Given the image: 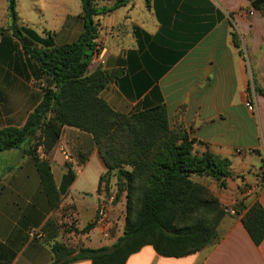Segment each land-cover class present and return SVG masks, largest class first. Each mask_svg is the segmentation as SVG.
Here are the masks:
<instances>
[{
  "label": "crops",
  "instance_id": "crops-1",
  "mask_svg": "<svg viewBox=\"0 0 264 264\" xmlns=\"http://www.w3.org/2000/svg\"><path fill=\"white\" fill-rule=\"evenodd\" d=\"M15 1L17 11L21 0ZM119 1L94 0L106 10L96 40L104 63L87 72L118 73L100 98L125 115L164 105L170 128L196 142L194 154L228 160L231 172L223 187L209 177H192L225 208L216 243L182 258L160 257L145 246L126 264H264V241L254 245L242 224L245 211L234 210L238 202L246 208L258 202L264 209V17L247 0H123L116 6ZM22 2L34 12L17 13L20 27L54 46L77 40L81 30L70 26L81 25V10L45 27L43 8L57 0ZM7 6L0 0V129L23 127L48 86L38 64L6 31ZM26 149L0 153V264H51L55 243L110 248L123 234L125 195L116 199L114 177L109 192L100 184L107 170L92 136L64 127L49 154L37 150L49 162L60 196L56 209L49 208ZM256 184V192L243 194ZM102 204L106 217L98 222Z\"/></svg>",
  "mask_w": 264,
  "mask_h": 264
},
{
  "label": "trees",
  "instance_id": "trees-1",
  "mask_svg": "<svg viewBox=\"0 0 264 264\" xmlns=\"http://www.w3.org/2000/svg\"><path fill=\"white\" fill-rule=\"evenodd\" d=\"M80 1L81 31L77 40L54 46L50 39L20 27L16 1L7 0L10 23L6 31L38 64L48 86L23 127L0 129V153L27 145L24 154L34 163L49 208L56 209L60 196L49 162L37 150L41 147L44 155L49 154L64 127L78 129L92 136L106 167L100 184L109 192L114 177L116 199L125 195L123 234L110 248L69 249L55 243L51 264H126L145 246L164 258L200 252L218 240L217 228L225 208L192 177H209L223 187L224 180L231 176L230 163L209 153L196 156V142L184 130L170 128L164 105L125 115L100 98L105 87L118 77L117 72L101 69L87 72L99 37L98 20L106 10L96 8L94 0ZM247 1L264 17V0ZM121 3L123 0L116 6ZM234 210L238 214L245 211L242 224L254 245H261L262 206L254 202L246 208L238 202ZM94 227L95 223L89 224L81 233L87 234Z\"/></svg>",
  "mask_w": 264,
  "mask_h": 264
},
{
  "label": "rangeland",
  "instance_id": "rangeland-1",
  "mask_svg": "<svg viewBox=\"0 0 264 264\" xmlns=\"http://www.w3.org/2000/svg\"><path fill=\"white\" fill-rule=\"evenodd\" d=\"M21 0V7L17 10V13L20 15V13L28 14L29 12H34L32 8H29L25 2H22ZM80 0H57V3L53 5L52 8H43V13L45 15V18L43 24L45 27H56L59 26L57 23L60 21L63 15L66 13L70 14H76L81 10L80 8ZM32 21V20H30ZM72 31H80L81 25L78 23H75L72 21V25L70 26Z\"/></svg>",
  "mask_w": 264,
  "mask_h": 264
},
{
  "label": "built area",
  "instance_id": "built-area-1",
  "mask_svg": "<svg viewBox=\"0 0 264 264\" xmlns=\"http://www.w3.org/2000/svg\"><path fill=\"white\" fill-rule=\"evenodd\" d=\"M104 63V58L102 56V47H101V44L100 42L96 41V46H95V50L92 54V57H91V60H90V64L88 66V68H95L96 65H100V64H103ZM246 107L251 109V104L249 101L246 102ZM64 152V151H63ZM240 152H238L239 154ZM246 154H251L253 153V150H246L245 152ZM64 157L66 158V160L68 159V156L67 154L64 152ZM259 189V185H255V186H252L251 188H245L243 190V194L245 195H249L250 193L252 192H256L257 190ZM114 200L113 197H110L108 198V202L112 203ZM228 213L230 214H234V211L233 210H229L227 211ZM106 217V207L105 205H100L98 207V210H97V219H98V222H100L101 220H104Z\"/></svg>",
  "mask_w": 264,
  "mask_h": 264
}]
</instances>
